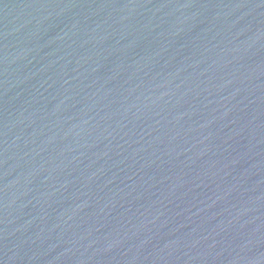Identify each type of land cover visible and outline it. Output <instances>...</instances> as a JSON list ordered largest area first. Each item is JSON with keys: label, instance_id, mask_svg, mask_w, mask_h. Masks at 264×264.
<instances>
[{"label": "water", "instance_id": "95a60500", "mask_svg": "<svg viewBox=\"0 0 264 264\" xmlns=\"http://www.w3.org/2000/svg\"><path fill=\"white\" fill-rule=\"evenodd\" d=\"M0 264H264V0H0Z\"/></svg>", "mask_w": 264, "mask_h": 264}]
</instances>
